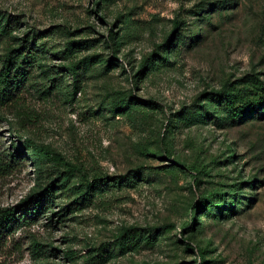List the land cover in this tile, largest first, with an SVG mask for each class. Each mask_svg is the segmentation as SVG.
Segmentation results:
<instances>
[{
	"label": "rangeland",
	"instance_id": "374dc122",
	"mask_svg": "<svg viewBox=\"0 0 264 264\" xmlns=\"http://www.w3.org/2000/svg\"><path fill=\"white\" fill-rule=\"evenodd\" d=\"M0 264H264V0H0Z\"/></svg>",
	"mask_w": 264,
	"mask_h": 264
},
{
	"label": "trees",
	"instance_id": "16d2710c",
	"mask_svg": "<svg viewBox=\"0 0 264 264\" xmlns=\"http://www.w3.org/2000/svg\"><path fill=\"white\" fill-rule=\"evenodd\" d=\"M24 74V68L18 66L14 68L10 61L0 68V105L6 100L12 89L18 85L20 79L24 78ZM52 187L46 186L15 204L0 207V234L36 218L43 211Z\"/></svg>",
	"mask_w": 264,
	"mask_h": 264
}]
</instances>
